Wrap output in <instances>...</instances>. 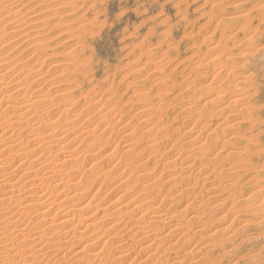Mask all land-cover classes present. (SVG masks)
<instances>
[{
    "label": "rangeland",
    "instance_id": "rangeland-1",
    "mask_svg": "<svg viewBox=\"0 0 264 264\" xmlns=\"http://www.w3.org/2000/svg\"><path fill=\"white\" fill-rule=\"evenodd\" d=\"M3 2L6 90L40 99L26 115L35 137L55 120L49 133L66 131L60 147L69 149L36 154L31 145L11 164L36 174L20 181H31L32 206L59 203L49 214L59 213L54 223L72 207L67 224L91 223L81 237L51 245L68 255L90 245L104 264H264V0ZM6 92L0 121L14 110L5 105H17ZM34 213L21 216L20 227ZM1 238L0 251L6 246L21 264L20 238Z\"/></svg>",
    "mask_w": 264,
    "mask_h": 264
},
{
    "label": "bare ground",
    "instance_id": "bare-ground-1",
    "mask_svg": "<svg viewBox=\"0 0 264 264\" xmlns=\"http://www.w3.org/2000/svg\"><path fill=\"white\" fill-rule=\"evenodd\" d=\"M4 1V0H3ZM2 0L0 2H3ZM10 0H8L9 2ZM8 2H5V3H8ZM65 2V1H64ZM4 2L2 3V6H5L3 5ZM11 4V3H10ZM1 4H0V7H2ZM6 7V6H5ZM4 7V9H5ZM8 7V6H7ZM1 9V8H0ZM9 9V7L7 8ZM48 12V11H47ZM19 13V12H18ZM22 14V13H21ZM54 15V14H53ZM21 16V15H20ZM27 17V16H26ZM63 24V23H62ZM25 25V24H24ZM23 26V25H22ZM26 26V25H25ZM62 26V25H61ZM24 27V26H23ZM21 28V27H20ZM40 28V27H39ZM41 28H42V25H41ZM1 29V28H0ZM35 29V28H34ZM3 30V29H2ZM28 32V31H27ZM25 33V32H24ZM1 35V34H0ZM6 35V34H5ZM1 37V36H0ZM18 37V36H17ZM4 38V37H3ZM210 40V39H209ZM24 41V40H23ZM11 43V42H10ZM209 43V42H208ZM10 55V54H9ZM8 61V60H7ZM220 61V60H219ZM6 62V60H5ZM8 64V63H7ZM42 64V63H41ZM234 64V63H232ZM1 66V65H0ZM226 66V64H225ZM232 66V65H231ZM220 67V66H219ZM26 68V67H25ZM230 68V66H229ZM4 69V68H3ZM221 69V68H220ZM232 69V68H231ZM63 70V69H62ZM61 71V70H60ZM62 72V71H61ZM230 72V71H229ZM199 73V72H198ZM7 75V74H6ZM235 75V74H234ZM38 76V75H37ZM12 77V76H11ZM39 77V76H38ZM62 77V76H61ZM231 77V76H230ZM237 77V76H236ZM36 78V77H35ZM214 78V77H213ZM6 79V76H5V73H1L0 74V92H3L5 90L6 93L5 96L3 97L4 98H7V100H11L14 99L15 103H17V105H5L4 108L6 109H14L12 110L9 115H7V117H2L3 119L0 121V237L1 240L3 239L4 241L6 239L10 240V242L13 241V239L16 240V238H20L19 241H21L20 244H22V246H24V248H21L19 249V255L18 257L21 255L22 257V262L21 264H87L88 261L89 263H93L91 262V260H93L94 262H97V264H104V261H103V257H102V254H104L102 252L101 254V251H100V254H95L93 253V249L90 245H83V247H81V249H79L77 252H75L73 255H68L70 250L68 251H64L62 252V245L59 246V244H57L60 248H56V245H51V243H53L54 241L57 240V243H62L61 241L65 239V242L69 243L71 242V238L68 239V237L71 235V237H74L76 236V233H80V237L82 236V231H84L83 229L84 228H87L90 226V222H86V221H82L81 219L79 221H82L83 223V229L80 227V229H78L76 225L72 226L73 224H67L70 220H72V218H70L69 220V216H70V213H75V211H78L76 210V208L72 207V208H69L67 210H65L63 213H61V217L58 218V222L57 223H54L55 220H56V216L59 214H53V216H49L50 213H52L53 211V206L56 205V209H58L59 207V203L56 202V199H45L44 202H40L39 203V206L35 207V206H32L31 205V202L33 203L32 199L29 200V193H30V190L29 189H25V186L31 184L30 182L31 181H23V183H21L20 181L24 180L25 178H28V177H31L33 176L35 173H30V174H27V173H24L21 169V165L22 163H17L15 165L11 164L13 163V161L15 160V158H23L24 157V153L27 151V149H29V147L31 145H33L34 147L32 149H30V152L31 153H36V151L39 150V148H41V150H43L42 148H49L51 149L52 147H54L53 145L55 146H59V148L65 150V149H68L67 145L66 146H61L60 145L62 144L63 142V139L61 138H64L65 136V132L62 133V131L60 130V132H58V136L55 134V135H51L49 132L50 129L51 130H54V129H57V126L55 125L56 123L53 121V120H50V123H47L46 124V128L47 131L49 130V132L44 135V137H40V138H37L35 137L37 132L36 128L34 127V124L33 123H29L31 117H26V115L28 113H31L33 111H36L35 108H37L38 104H39V100H34V98H30V96H27V97H23L22 99H17L16 98V95L14 92H9L8 93V90L7 89V83L5 81ZM18 79V78H17ZM57 79V78H56ZM235 79V78H234ZM233 79V80H234ZM229 80V79H228ZM7 81H9L7 79ZM232 81V80H231ZM230 82V81H229ZM234 82V81H233ZM3 83V84H2ZM25 83V82H24ZM61 84V83H60ZM221 84V83H220ZM230 84V83H229ZM4 85V86H2ZM18 85V83H17ZM24 85V84H23ZM41 85V84H40ZM201 85V84H200ZM232 85H234L232 83ZM204 86V85H203ZM14 87V86H12ZM17 87V86H16ZM198 87V86H197ZM221 87V86H220ZM21 88V87H19ZM19 88L17 87V90H19ZM215 88V87H214ZM22 89V88H21ZM24 89L26 90V88L23 87V94L24 93ZM45 90V89H44ZM200 90H201V87H200ZM199 90V91H200ZM14 91V90H13ZM27 91V90H26ZM67 91V90H66ZM218 91V90H217ZM18 92V91H17ZM37 92V91H36ZM43 92V91H42ZM226 92V90H225ZM228 92V91H227ZM22 93V92H20ZM223 93V92H222ZM17 94V93H16ZM38 96H40L39 94H37ZM43 95V94H42ZM207 95V94H206ZM213 95V94H212ZM211 95V96H212ZM219 95V94H218ZM18 96V95H17ZM22 96H26V95H22ZM37 96V97H38ZM213 96H216L213 95ZM221 96V94H220ZM29 97V98H28ZM206 97V96H205ZM224 97V95H223ZM19 98V97H18ZM195 98V97H194ZM199 98V97H198ZM201 98V97H200ZM207 98H210L207 96ZM144 99V98H143ZM213 99V98H211ZM224 99V98H223ZM2 100V99H1ZM216 100V99H215ZM13 101V102H14ZM37 101V102H36ZM54 101V100H53ZM138 101V100H137ZM209 101H213V100H209ZM217 101V100H216ZM215 101V102H216ZM3 102V101H2ZM12 102V103H13ZM43 102V101H42ZM72 102V101H71ZM88 102V101H87ZM95 102V101H94ZM206 102V101H205ZM208 102V101H207ZM206 102V103H207ZM215 102H212V105H214L213 103ZM222 103V101H221ZM1 104V103H0ZM54 104V103H53ZM209 104V103H208ZM216 104V103H215ZM218 104V103H217ZM216 104V107H220L222 105ZM73 105V104H72ZM121 105V104H120ZM225 105V104H224ZM115 106V105H114ZM159 106V105H158ZM210 106V104H209ZM99 107V106H98ZM111 107V106H110ZM155 107V106H154ZM160 107V106H159ZM206 107V106H205ZM211 107V106H210ZM213 107V106H212ZM212 107L211 108H207V109H204V113L206 112H209L212 111ZM217 108L216 110H219L220 111V108ZM0 108H1V105H0ZM51 108V107H50ZM158 108V107H157ZM202 108H203V105H202ZM71 109V108H70ZM69 109V110H70ZM68 110V109H67ZM156 110V109H155ZM190 110V109H189ZM215 110V108H214ZM213 110V111H214ZM215 110V111H216ZM105 111V110H104ZM152 111V110H151ZM219 111L217 113H219ZM225 111V110H224ZM64 114H66V109L62 111ZM68 113V112H67ZM191 113V112H190ZM200 113V112H199ZM220 113H222V110L220 111ZM220 113H219V117H220ZM92 114V113H91ZM213 114H215L213 112ZM33 115V114H32ZM74 115V114H73ZM89 115V114H88ZM93 115V114H92ZM147 115H149L147 113ZM200 115V114H199ZM203 115V114H202ZM206 117H207V114H205ZM5 116V115H4ZM29 116V115H28ZM31 116V114H30ZM47 116V115H46ZM104 116V115H103ZM209 116V114H208ZM222 116V115H221ZM85 117V116H84ZM111 117V116H110ZM161 117V116H160ZM198 117V116H196ZM200 117V116H199ZM203 117V116H201ZM211 118V116H209ZM215 117H218L217 115ZM37 118V117H36ZM86 118V117H85ZM88 118V117H87ZM90 118V117H89ZM175 118V117H174ZM208 118V117H207ZM151 119V118H150ZM201 118H199L200 120ZM206 119V118H205ZM203 120V121H206V120ZM212 119V118H211ZM246 119V118H245ZM40 120V119H39ZM47 120V119H46ZM57 120V119H56ZM98 120V119H97ZM195 121V120H194ZM212 121V120H211ZM45 122V121H44ZM49 122V120H48ZM57 122V121H56ZM61 122V121H60ZM116 122V121H115ZM37 123V122H36ZM58 123V122H57ZM95 123V122H94ZM97 123V122H96ZM194 123V122H193ZM33 124V125H32ZM155 124V123H154ZM205 124H207V122H205ZM217 124V123H216ZM59 125V124H57ZM67 125V124H66ZM209 125V124H208ZM56 126V128L54 127ZM108 126V125H107ZM204 126H207V125H204ZM29 127V129H28ZM94 127V126H93ZM198 127V125H197ZM203 127V125L201 124V128ZM54 128V129H52ZM204 129H206L205 127H203ZM27 129V130H26ZM64 129V128H63ZM200 129V127L198 128ZM86 130V129H85ZM91 130V129H90ZM97 130V129H96ZM175 130V129H174ZM69 131V130H68ZM185 131V130H184ZM53 132V131H52ZM51 132V133H52ZM90 132V131H89ZM105 132V131H104ZM150 132V131H149ZM26 133V134H25ZM96 133V132H95ZM194 133V131H193ZM25 134V135H24ZM44 134V133H43ZM72 134V133H71ZM78 134V133H77ZM38 135V134H37ZM88 135V134H87ZM41 136V135H40ZM195 136V135H194ZM193 136V137H194ZM206 136V135H205ZM199 137V136H198ZM197 138V137H196ZM248 138V137H247ZM90 139V138H89ZM98 139V138H97ZM206 139V137H205ZM203 139V140H205ZM210 139V138H209ZM94 140V139H93ZM105 140V139H104ZM199 142H200V139H198ZM206 141V140H205ZM209 141V140H207ZM66 142V141H64ZM91 142V141H89ZM81 143V141H80ZM196 143V142H195ZM203 143L200 142V144ZM91 144V143H90ZM93 145V144H92ZM194 145V144H192ZM205 145V144H204ZM202 144V146H204ZM206 146V145H205ZM205 146L203 148H205ZM100 147V146H99ZM38 148V149H37ZM58 148V147H57ZM58 148V149H59ZM76 148V147H75ZM198 147H196L197 149ZM206 148H209L208 146ZM241 148V147H240ZM36 149V150H35ZM60 149V150H61ZM72 149V148H71ZM260 149V148H259ZM45 150V149H44ZM97 150V148H96ZM48 151V150H47ZM59 151V150H58ZM69 151V149H68ZM67 151V152H68ZM81 151V150H80ZM29 152V153H30ZM50 152V151H49ZM87 152V151H86ZM28 153V154H29ZM207 153V152H206ZM14 154V155H13ZM76 154V153H75ZM78 154V153H77ZM96 154V153H95ZM261 154V153H260ZM23 155V157H21ZM41 155V154H40ZM48 155V154H47ZM207 155V154H205ZM14 156V157H12ZM29 155H27L25 153V157H27ZM73 156V155H72ZM96 156V155H94ZM200 156V155H199ZM24 157V158H25ZM209 157V156H208ZM45 158V157H44ZM75 158V157H74ZM261 158V157H260ZM18 159V160H20ZM35 159V158H34ZM22 160V159H21ZM31 160V159H30ZM24 161V160H23ZM22 161V162H23ZM37 161V160H36ZM34 162V161H33ZM43 162V161H42ZM210 162V161H209ZM36 163V162H34ZM21 164V165H20ZM28 165V164H27ZM54 165V164H53ZM58 165V164H56ZM180 165V164H179ZM38 166V165H37ZM39 167V166H38ZM31 168V167H30ZM168 168V167H166ZM205 169V167H203ZM222 168V167H221ZM220 168V170H221ZM229 168V167H228ZM79 169V168H78ZM132 169V168H131ZM210 169V168H209ZM219 169V168H218ZM232 169V168H231ZM65 170V169H64ZM165 170V169H164ZM207 170V169H206ZM213 170V169H212ZM211 170V171H212ZM219 170V171H220ZM25 171V170H24ZM29 171V170H28ZM208 171V170H207ZM218 171V172H219ZM262 171V170H261ZM260 171V172H261ZM30 172V171H29ZM51 172V171H50ZM59 172V171H58ZM233 172V170H232ZM53 173V172H52ZM56 173V172H55ZM202 173V172H201ZM209 173V172H207ZM206 173V174H207ZM212 173V172H211ZM223 173V172H222ZM225 173V172H224ZM231 173V172H229ZM106 174V173H105ZM226 174V173H225ZM36 175V174H35ZM39 175V174H38ZM92 175V173H91ZM219 176V173L217 174ZM216 175V177H217ZM205 176V175H204ZM213 176V174H212ZM214 176H215V172H214ZM224 176V175H223ZM257 175H255L256 177ZM16 177V178H15ZM35 177V176H34ZM92 177V176H91ZM15 178V180L13 181V179ZM61 177H59L60 179ZM101 178V177H100ZM108 177H106L107 179ZM112 178V177H110ZM202 178V177H201ZM207 178V177H206ZM213 178V177H212ZM221 178V176H220ZM17 179V180H16ZM41 179V178H40ZM63 179V178H62ZM70 179V178H68ZM211 179V178H210ZM208 178V180H210ZM48 180V179H47ZM64 180V179H63ZM108 180V179H107ZM223 180V179H222ZM120 181V180H119ZM48 182V181H47ZM87 182V181H86ZM108 182V181H107ZM210 182V181H209ZM212 182V181H211ZM220 182V181H219ZM217 182V183H219ZM256 182V180H255ZM49 183V182H48ZM72 183V182H71ZM252 182H249V184H251ZM74 184V182H73ZM210 184V183H209ZM213 184V182H212ZM253 185L257 184L256 183H252ZM24 185V188H21L22 186ZM33 185V184H32ZM36 185V184H35ZM54 185V184H53ZM65 185V184H63ZM193 185V184H192ZM227 185V184H226ZM252 185V186H253ZM189 186V185H188ZM211 186V185H210ZM209 186V187H210ZM256 186V185H255ZM76 187V186H75ZM94 187V186H93ZM191 187V186H190ZM215 187V186H214ZM230 187V186H229ZM86 188V187H85ZM193 188V187H192ZM191 188V189H192ZM43 189V188H42ZM87 189H89L87 187ZM25 190V191H24ZM53 191V190H52ZM209 191V190H208ZM214 191V190H213ZM33 192V191H32ZM35 192V191H34ZM212 192V191H211ZM218 192V190H217ZM241 192V191H240ZM24 193V195H23ZM74 193V192H73ZM214 193V192H213ZM220 193V192H219ZM232 193V192H231ZM254 196L255 194L257 195L258 191H254L253 192ZM42 194V193H41ZM49 194V193H48ZM52 194V193H51ZM214 194H218V193H214ZM56 195V194H55ZM187 195V194H186ZM213 195V194H211ZM209 195V196H211ZM252 195V194H250ZM46 196V195H45ZM53 196V195H52ZM73 196V195H72ZM180 196V195H179ZM208 196V197H209ZM214 196V195H213ZM253 196V197H254ZM42 197V196H41ZM44 197V196H43ZM42 197V198H43ZM48 197V196H46ZM187 197V196H186ZM33 198V197H32ZM37 198V196H36ZM39 198V197H38ZM50 198V196H49ZM75 198L74 196L72 197V199ZM181 198V197H180ZM190 198V197H189ZM216 200H219L217 198V196H214L213 197ZM243 198V197H242ZM67 199V197H66ZM65 199V200H66ZM174 199V198H173ZM172 199V200H173ZM178 199V198H177ZM227 199V198H225ZM248 199V198H247ZM38 200V199H37ZM71 200V199H69ZM68 200V203L70 202ZM92 200V199H91ZM145 200V199H144ZM165 200V199H164ZM221 200V199H220ZM219 200V202H220ZM39 201V200H38ZM37 201V202H38ZM42 201V200H41ZM63 201V200H61ZM73 201V200H72ZM137 201V200H136ZM141 201V200H140ZM214 201V200H213ZM223 201V200H222ZM221 201V202H222ZM36 201H34L35 203ZM142 202V201H141ZM173 202V201H172ZM212 202V201H211ZM233 203V201H231ZM230 202V203H231ZM252 202V199L251 201ZM139 203V202H138ZM231 203V204H232ZM246 203V202H245ZM38 204V203H37ZM63 204V203H62ZM71 204V203H70ZM140 204V203H139ZM169 204V203H168ZM194 204V203H193ZM211 204V203H210ZM248 204H251V203H248ZM66 205V204H65ZM124 205V204H123ZM243 205V204H242ZM245 205V204H244ZM247 205V204H246ZM245 205V207H246ZM62 206V205H61ZM86 206V205H85ZM152 206V205H151ZM165 206V205H164ZM214 206V205H213ZM220 206V205H219ZM234 206V205H232ZM241 206V205H240ZM249 205H247L248 207ZM251 206H253L251 204ZM83 208V206H81ZM78 208V209H82V208ZM126 207V206H125ZM167 207V206H166ZM244 207V206H243ZM254 207V206H253ZM253 207H250L249 209L253 208ZM104 208V206H103ZM148 208V207H147ZM188 208V207H187ZM7 209V211L5 210ZM35 209V212L33 215L29 216L28 218V222H25L26 225H24V227H20V221L28 214H32V210ZM55 209V210H56ZM61 209V208H59ZM153 209V208H152ZM160 209V208H159ZM157 209V212L158 210ZM184 209V208H183ZM245 209V208H244ZM249 209H245L246 211H250ZM63 210V209H61ZM83 210V209H82ZM5 211V212H4ZM52 211V212H51ZM60 211V210H59ZM154 210H152L153 212ZM156 211V210H155ZM31 212V213H30ZM95 212V211H94ZM240 212V211H239ZM55 213V212H54ZM116 213V212H115ZM247 214V212H245ZM251 213V211L249 212ZM133 214V213H131ZM168 214V213H167ZM257 214V213H256ZM22 219L19 221V218H21V216H23ZM51 215V214H50ZM73 217H74V214H72ZM157 215V214H156ZM166 215V214H164ZM158 216V215H157ZM223 216V215H222ZM88 217V216H87ZM144 217V216H143ZM156 217V216H155ZM220 217V216H219ZM27 218V217H26ZM91 218V217H89ZM166 218V217H165ZM170 218V217H169ZM168 218V219H169ZM217 218V217H216ZM74 219V218H73ZM25 220V219H24ZM91 220V219H90ZM161 220V219H160ZM208 220V219H206ZM27 221V220H26ZM22 222V221H21ZM93 222V221H92ZM73 223V222H71ZM79 223V222H78ZM119 223V222H118ZM204 223V222H203ZM263 223V222H262ZM137 224V223H136ZM143 224V223H142ZM259 224V225H258ZM257 225L260 226V223H258ZM22 225V224H21ZM210 225V224H209ZM252 225V224H250ZM9 226L11 227V229L9 228ZM140 226V225H139ZM142 226V225H141ZM140 226V228H141ZM248 226V225H246ZM41 227V229H39ZM73 227V228H72ZM143 227V226H142ZM202 227H205V226H202ZM137 228V227H136ZM209 228V226H208ZM243 228L246 229L245 225H243ZM139 229V228H138ZM143 229V228H141ZM147 229V228H146ZM250 229V228H249ZM11 230V231H9ZM47 230V231H45ZM172 230V229H171ZM227 230V229H226ZM155 231V230H154ZM85 232V231H84ZM137 232V231H136ZM147 233V232H146ZM167 233V232H166ZM145 234V233H144ZM232 234V233H231ZM166 235V234H165ZM145 237V236H144ZM224 239V237H223ZM59 240V241H58ZM228 240V239H227ZM221 241V239H220ZM229 241V240H228ZM17 242V241H16ZM65 242L63 243L65 245ZM55 243V242H54ZM1 244V242H0ZM19 244V243H18ZM89 244V243H88ZM67 245V244H66ZM93 245V244H92ZM19 246V245H18ZM21 246H19L20 248ZM121 247V246H120ZM174 247V246H173ZM232 247H235L232 246ZM231 247V248H232ZM8 248V246H7ZM52 248H55L52 250ZM230 248V249H231ZM6 250V246L5 248L2 247L1 248V251H0V262H5V263H8V264H15L12 257H9L8 256V253H9V250L8 251H3V250ZM97 250V249H96ZM151 250V249H150ZM154 250V249H153ZM235 250V249H234ZM11 251V250H10ZM189 251V250H188ZM16 252V251H15ZM82 252H84L85 254L82 255L81 257L79 258H74L76 257L75 254H81ZM122 252V251H121ZM153 252V251H152ZM17 253V252H16ZM251 253V252H250ZM11 254V253H10ZM117 254V253H116ZM253 254V253H252ZM12 255H13V252H12ZM15 255V254H14ZM119 255V254H118ZM122 255V254H121ZM160 255V254H159ZM223 255V254H222ZM230 255V253H229ZM228 255V256H229ZM232 255V254H231ZM230 255V256H231ZM235 255V254H234ZM105 256V255H104ZM120 256V255H119ZM115 257V256H114ZM156 257V256H155ZM240 257V256H239ZM119 258V257H118ZM134 258V257H133ZM237 258V257H236ZM106 259V258H105ZM114 259V258H113ZM235 259V258H234ZM254 259V258H252ZM120 260V259H119ZM239 260V259H238ZM114 262V261H113ZM112 262V264H113ZM176 262V261H175ZM174 262V263H175ZM179 262V261H178ZM237 262V261H236ZM0 263V264H1ZM18 263V262H17ZM107 263V262H106ZM115 263V262H114ZM108 264V263H107Z\"/></svg>",
    "mask_w": 264,
    "mask_h": 264
}]
</instances>
